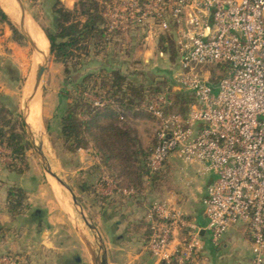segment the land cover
<instances>
[{"label":"rangeland","instance_id":"374dc122","mask_svg":"<svg viewBox=\"0 0 264 264\" xmlns=\"http://www.w3.org/2000/svg\"><path fill=\"white\" fill-rule=\"evenodd\" d=\"M54 1L21 0L27 23L35 25L43 36L44 30L53 28ZM10 4L0 0V8L21 34L17 25L20 14L16 23ZM111 30L109 43L99 55L82 61L79 72L71 74V81H80L100 69H118L136 86L152 87L172 100L178 98L175 113L183 106L186 115L192 96L179 90L173 77L176 58L172 60L170 52L159 50L157 34L144 36L146 31L137 27ZM47 56L31 107L33 124L39 108L40 128L33 131L30 124L29 127L45 157L44 163L59 182L45 172L43 162L31 147L20 163L11 161L8 150L0 146V258L9 256L17 264H153L155 260L147 249L149 206L172 194L182 197L187 183L191 184L190 190H195L210 174H201L199 166L190 169L172 158L162 171L160 182L153 184L145 178L140 185L128 184L124 175H119L117 182L113 179L100 165L92 147L86 152H66L59 121L71 100L63 99L61 93L66 90L74 95V85H64L63 66L50 53ZM33 63V50L25 38L15 41L8 25L0 21V108L10 110L15 119L23 120L24 103L36 69ZM208 72L211 82L223 74L220 68H209ZM86 94L89 100L97 98L94 90ZM143 105L138 108V116L125 113L124 120L118 118L115 123L122 129L133 130L141 145L148 147L155 138L156 122ZM10 166L23 173L9 171ZM113 184L118 188L134 185L139 193L124 196L116 193ZM10 187L22 188L26 196L23 207L27 209L15 219L9 217L6 209V191Z\"/></svg>","mask_w":264,"mask_h":264},{"label":"built area","instance_id":"2783aa9c","mask_svg":"<svg viewBox=\"0 0 264 264\" xmlns=\"http://www.w3.org/2000/svg\"><path fill=\"white\" fill-rule=\"evenodd\" d=\"M104 6L110 29L172 35L173 77L192 96L184 116L169 112L173 104L165 94L143 105L156 122L150 175L175 155L214 176L202 200L204 228L169 201L149 206L147 249L155 264L194 262L203 249L201 232L218 247L236 224L248 227L252 264H264V0H114ZM209 68L223 70L216 82L209 80ZM90 101L102 105L98 97ZM113 187L136 195L132 188ZM0 264L17 262L3 256Z\"/></svg>","mask_w":264,"mask_h":264},{"label":"trees","instance_id":"16d2710c","mask_svg":"<svg viewBox=\"0 0 264 264\" xmlns=\"http://www.w3.org/2000/svg\"><path fill=\"white\" fill-rule=\"evenodd\" d=\"M105 1L76 0L72 10L65 8L59 0H55L52 6L53 28L51 31L44 30L49 42V53L55 62L63 66L64 85H74V95L70 96L66 90L61 93L63 99H70L71 102L67 103L60 116L59 134L64 150L70 154L92 147L98 155L100 165L104 166L116 182L119 175H124L128 184L140 185L145 178L156 184L162 179V172L150 175L148 169L155 139L148 147H143L133 130L122 129L115 121L120 116L119 110L138 116L137 108L159 95L158 90L136 86L120 70L113 68L100 69L96 73L86 74L80 81H71V74L79 72L82 61L99 55L112 38L113 30L103 17ZM0 21L8 25L15 41L23 40L1 8ZM157 36L159 50L170 52L172 60L176 58L172 35L164 32ZM89 90H94L102 102L101 106H95L94 102L86 98V91ZM169 99L173 104L169 112H175L178 98ZM180 101L181 104L184 103V100ZM176 112L184 116L185 107L181 106ZM0 146L8 150L11 161L20 163L25 161L26 152L30 149L23 121L15 119L7 108H0ZM9 171L23 173L16 166H10ZM125 188H132L139 193L134 185ZM25 197L22 188L7 189L6 209L11 219L27 209L23 207ZM147 227L149 230V226Z\"/></svg>","mask_w":264,"mask_h":264},{"label":"crops","instance_id":"0c3cea01","mask_svg":"<svg viewBox=\"0 0 264 264\" xmlns=\"http://www.w3.org/2000/svg\"><path fill=\"white\" fill-rule=\"evenodd\" d=\"M112 1L114 0H111V2ZM61 3L64 5L65 8L72 10L75 6L76 0H61ZM144 36H149V35L145 33ZM48 51H49V46H48ZM35 100L36 97H34L30 105L29 117H28V122L32 126L33 131L35 130L37 131L40 128V124L38 120V116L40 113L39 108L36 116V124H32L31 107ZM127 114L129 113H126V115ZM86 151L89 150L87 149L83 152ZM172 158L175 161H181L185 166L189 167L190 169L194 168L195 166L194 164L193 165L185 164L175 155H172L169 158L168 163ZM213 177L214 176L211 174L208 175L206 177L207 179L204 180V182H202L195 190H190L191 184L187 183L186 187H184L186 192L182 197L176 198V196L172 194L166 197V199H164L163 201H169L178 211L182 212L190 221L196 223L200 228H204L206 225V218L204 215L202 200L205 196L206 188L213 180ZM184 181H185V175H184ZM201 240L203 243V249L198 254L193 264H252L251 238L249 235L248 227L244 224H236L232 226L223 236L218 247L212 246L207 232H201ZM153 264H155V261Z\"/></svg>","mask_w":264,"mask_h":264},{"label":"water","instance_id":"95a60500","mask_svg":"<svg viewBox=\"0 0 264 264\" xmlns=\"http://www.w3.org/2000/svg\"><path fill=\"white\" fill-rule=\"evenodd\" d=\"M20 12H21V25H18L19 31L21 32L22 36L25 38V40L28 42V44L31 46L33 53H37L39 55H43L42 51L39 50L38 46L35 44V42L25 33L24 28L22 26V22L24 21L25 18V8L21 2V0H15ZM47 60H45L44 58L41 59V61L36 65V69H35V73H34V78H33V86L32 89L29 93V95L27 96L25 103H24V114H23V125L26 131V136L29 142L30 147L32 148V150L34 151L36 157L43 162V168L45 170V172L50 175L56 182H59V179L55 177V175L53 174V172L51 171L50 167L44 163L45 161V157L39 152L38 147L35 144V141L33 140L32 134H31V130L29 127V123H28V117H29V108H30V104L32 102V100L35 97V94L37 92V90L40 87V83L45 71V66H46Z\"/></svg>","mask_w":264,"mask_h":264},{"label":"bare ground","instance_id":"6f19581e","mask_svg":"<svg viewBox=\"0 0 264 264\" xmlns=\"http://www.w3.org/2000/svg\"><path fill=\"white\" fill-rule=\"evenodd\" d=\"M6 1H10V3H11L10 4L11 12H12L13 18L16 21V23L19 21V16H18L19 14H20V21H21V12H20V9H19L16 1L15 0H6ZM17 25L20 26L21 22L17 23ZM22 26L24 28L25 33L35 42V44L38 46L39 50L42 51V53H43V55L33 53L34 65L36 66L41 61V59H43V58L48 61L47 55L49 54V51H48L47 39L42 35L41 31L35 25H33L30 21L27 24V21L25 18H24V21L22 22ZM31 89H30V91H31Z\"/></svg>","mask_w":264,"mask_h":264}]
</instances>
